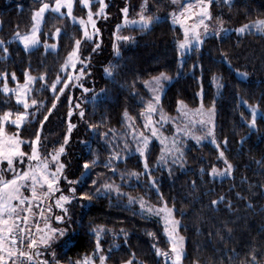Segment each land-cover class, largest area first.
Listing matches in <instances>:
<instances>
[{
  "label": "trees",
  "instance_id": "trees-1",
  "mask_svg": "<svg viewBox=\"0 0 264 264\" xmlns=\"http://www.w3.org/2000/svg\"><path fill=\"white\" fill-rule=\"evenodd\" d=\"M44 1L48 0H0V39L5 41L0 45V73H7L10 85L23 81L26 69L38 76L28 99L43 102L31 107L19 129L23 150L31 153L29 141L39 128L41 156H49L63 142L69 121L75 125L60 156L65 167L59 190L69 195V189L75 188L74 198L65 204L66 213L56 204L52 211H46L49 215L61 210L64 220L56 222L51 215L52 223L67 232L50 246H39L37 264L41 259L49 264H70L91 255L96 250L97 231L112 264L130 258L133 264H174L169 258L171 241L164 223L142 212L137 202L129 204L131 195L154 205L167 201L169 207H174L179 232L184 237L182 264H251L253 255L255 264H264V118L257 116L255 127L247 124L251 119L249 104L258 105L264 112V31L232 32L222 38L210 35L200 46L183 54L178 45L184 32L164 11L170 0H111L106 16L109 20H99L101 35L97 41L83 40V29L67 15L48 14L43 32L56 27L62 31L56 40L42 38L58 42L57 49L46 50L40 45L27 50L12 37L31 27L33 10ZM143 4H147L149 15L161 18L146 28H124L122 35L128 40H116L120 10L128 7L132 14ZM211 11L225 25L245 24L264 18V0L214 3ZM78 12L83 15L81 10ZM76 39H81L78 67L83 68L82 83L88 91L76 88L60 95L62 85L58 84L54 91L51 84L63 74L62 65ZM112 65L113 72L106 74L105 68ZM13 72L16 79L12 78ZM162 72L173 80L164 90L160 109L173 116L182 104L208 108L214 105L216 143L187 136L181 144L180 162L160 166V145L153 142L146 152L149 177L140 154L131 152L135 144L127 145L125 150L124 142L128 137L127 122L144 125L142 113L152 99L145 81ZM41 74L44 79H40ZM53 99L56 106L41 126L40 120L52 107ZM5 110L15 116L25 109L13 93L3 92L0 82V114ZM125 111L133 118L131 121ZM90 124L93 128H89ZM8 125L7 131L15 134L16 126ZM112 150L122 157L115 161V170L106 165ZM221 150L233 169L230 175L218 178L209 171L213 165L225 167L224 158L219 156ZM93 155L99 162L81 176L83 161L91 160ZM132 170L140 175L130 177ZM92 179L97 180L95 186ZM106 182H114L122 194L114 189L105 194L102 189L91 199L80 198V192L93 193ZM219 197L223 199L217 204L210 203ZM40 202L43 201L37 203ZM156 248L161 250L159 255Z\"/></svg>",
  "mask_w": 264,
  "mask_h": 264
},
{
  "label": "snow or ice",
  "instance_id": "snow-or-ice-1",
  "mask_svg": "<svg viewBox=\"0 0 264 264\" xmlns=\"http://www.w3.org/2000/svg\"><path fill=\"white\" fill-rule=\"evenodd\" d=\"M99 8L96 10V13H93L92 8L90 6V0H79V3L87 8V18L77 17L73 15V4L74 0H55L54 4H49L47 2H43L39 5V7L33 10L32 13V25H31V32L26 35H19L17 33V37L19 40L23 42V46L25 49H28L31 46L37 45L39 43V36L37 35L42 18L44 13L47 9L51 8L54 12L59 13L61 16L67 15L71 17L73 20H79L80 25L84 26V37H91L92 33L88 31V24H91L93 30L98 32L99 29L96 28V20L94 19V15L102 14L104 8L106 7L104 0H98ZM66 7L67 12H61V8ZM144 6L142 5V8ZM121 11L125 14V22L126 23H135L138 24L141 28H146L149 24L153 21V19H159V17H153L145 15L142 11L139 15V19L137 21H128L127 20V12L128 8L125 7L121 9ZM185 11V9H181V14ZM193 17H196V21L191 24L190 27L184 26V38L179 41V48L182 50L185 47L189 46L192 41L197 42V46H199V42L203 39L204 36L208 35V28L209 25L205 23V19L210 18L211 13L208 10V0L200 7L199 13L193 12ZM173 23H181L184 24V21H187L189 17L187 15H183V18H179V14L175 11L172 13ZM221 28H223V23L221 22ZM253 24H245L242 25L240 28H237L236 31L242 32L245 29H249L252 27ZM254 26L259 31H264V19H258L254 22ZM119 27V25L117 26ZM201 28H203V32H201ZM62 30L60 28H56L54 32L51 33L52 37H57V35ZM14 37V38H17ZM124 39H128V37H124ZM5 43L4 40L0 39V45ZM81 43V39L75 40V46L68 52L67 59L64 61V65L71 64L72 67H76L75 61L79 59L78 56V49ZM57 45L55 43L48 45L45 41V47H52L55 48ZM115 46V45H114ZM4 52H7V48L3 49ZM227 57L225 56V59ZM82 63H87V61H83ZM62 65V67L64 66ZM115 65L109 66L105 68L106 74H111ZM84 71L81 68L80 72L77 73V78L80 75H83ZM12 78L16 79L15 72L12 74ZM246 75V73L244 74ZM0 76L5 77V83L3 85V92L11 93L16 92L17 95L15 97L17 103H22L23 108L25 111H18L15 113L13 118V114L11 110H5L2 114H0V264H24V260H27L29 264L33 262L35 257L40 256L39 253V246H50L56 240L61 237H64L67 229L64 228H52L50 225H45V231L43 234L39 236L37 239L36 236L27 228V227H20V224L16 222H22L23 224L27 225L29 218L27 215L21 216L17 214V209L20 208V211L27 212L31 209V199H35L37 201L41 200V197H48L52 193L58 190V181L63 173L65 165L60 161V155L65 152V145L68 143L69 135L72 129L75 127L70 121L67 125L68 132L64 135L63 142L55 148L49 156L41 157L39 153V145L41 140V130L38 128L35 131L34 138L29 141L31 145V153H26L23 151L21 145L24 143L23 138L19 135L20 125H22L25 120L29 117V112L27 109L30 106H36L39 103H43L42 101H37L36 99H29L27 98V94L30 91L29 84L36 79L29 75L28 70L26 69L24 72V83L17 84L16 88L10 89L7 85V73H0ZM72 78V74H68V79ZM40 79H44V74H41ZM68 79L62 81L64 85L68 84ZM170 79L165 73H160L158 76L152 77L151 82L156 85L152 91L155 93V101L158 104L160 100L159 96V89L162 88V81ZM216 79L215 77L213 78ZM60 80V77L57 76L56 80L52 81L51 87L55 91L57 87V82ZM149 81H145V84H148ZM217 86L220 87L221 85L217 81ZM83 87V85H81ZM84 91H88V89H84ZM104 90H101L103 92ZM59 92H64V87H60ZM57 96L59 93H55ZM247 103V101H245ZM56 106V100L53 99L52 107H49L47 113L44 114V118L40 120L41 126L44 124V121L48 119V113L52 112V109ZM79 108V104L75 106ZM248 108L251 111V119L247 120V124L250 128L256 126L257 116L260 115L258 111V105L249 104ZM157 110L156 106L149 102L147 106V110L142 113V115H147L149 117L148 120L144 123V128L149 129L151 135H145L144 132H139L135 128L132 129L133 139L137 142L136 151L140 154L141 158L143 159V167L146 170L147 174L150 177V172L147 170L149 169V164L147 161L146 156V149L148 148L149 140L151 139L152 135L157 134L156 122L151 120V113ZM73 108L70 106L68 109V114L71 115ZM214 113V105L213 107L208 109V123H212V114ZM80 115L83 116V109H80ZM125 117L131 121L133 118L128 117L127 111H125ZM243 116V114H242ZM166 119L163 115L161 116V120ZM10 121L12 124L16 126L17 132L15 134H8L5 131V122ZM203 122V116H202ZM89 128H93V125H89ZM177 134H184L188 135L190 133L186 132L184 129L177 128ZM103 135V134H102ZM208 135H213V129H208ZM197 141L204 139V137H194ZM178 141V136H174L171 140L170 144L167 142V138H165L162 143L166 144V147L161 150V156L158 158L160 160H164L166 156L171 155L175 162H180V157L182 153H180L179 148L176 147ZM227 142V138H225V143ZM82 143H87L86 141ZM213 143H216L214 135H213ZM219 148V144L216 145ZM125 150H127V145H125ZM219 156L224 158L225 168L218 169L215 165H213L209 171V174L212 176L216 175H228L231 174L233 165L227 160L225 157L224 152L221 150L219 152ZM25 157H27L28 167L20 169L17 168L15 165L16 161H19L21 164L24 162ZM122 159L119 152L112 150L109 153V157L106 161V165H112L113 170H115V161ZM50 161L56 162L55 168H50L49 163ZM35 162V163H34ZM99 162V158L96 155H93L91 160H84L82 163V168L84 171L81 172V176H85L88 173V170L91 167H94ZM6 163L7 168L3 167V164ZM10 171L12 174L10 177L5 176V172ZM201 171H204L201 169ZM123 176L124 173H121ZM131 176H139L140 173L132 170L128 173ZM67 179V177H65ZM79 179V178H78ZM72 184H76L77 180L70 181ZM91 184L95 186L97 184V180L92 179ZM152 184H155V180L152 179ZM37 185L43 187V185H47V191H41L40 195H37ZM193 186H195V182H193ZM30 188L31 190V198L24 195V189ZM105 190V194L108 191L115 190L118 195H121V191L118 185L114 182H106L101 185L100 188H96L95 192L89 193L87 191H83L79 193L80 198L83 199H91L93 195H99L101 190ZM76 192L75 188L69 189V195L60 193L58 198L55 201L57 207L67 212L65 208V202L72 200L74 197L72 194ZM162 195V194H161ZM223 197H219L216 200H212L210 203L215 205L218 203L219 200H222ZM15 201V203H14ZM136 200L134 197L129 196V204L135 203ZM27 203V207H21ZM140 208L142 212H147L148 214H156L161 215L163 222H164V231L168 234V238L171 241L170 248L171 252L175 256L174 264H181V256H182V246L184 237L177 234V228L179 225V221L175 219L173 216L174 207H169L167 201H163L162 204L152 206L148 204L143 198H140ZM49 211L51 209L49 208ZM57 221H63L64 216L57 215L55 217ZM40 226L37 224V230H39ZM27 232L28 235L25 237L24 233ZM126 235V234H125ZM151 235V233H150ZM97 241H96V249H100V242L99 236L100 232H96ZM26 242L27 250H24ZM156 253L159 255L161 250L156 248ZM134 255V254H133ZM164 255H169V253L165 252ZM55 256V253H53ZM100 264H105L106 257L104 255L99 256ZM256 258L255 255L252 256L251 264H255ZM38 264H49L47 260H39ZM58 264V262H57ZM70 264H82L81 261H70ZM92 264H95L93 261ZM121 264H132V259L122 261Z\"/></svg>",
  "mask_w": 264,
  "mask_h": 264
},
{
  "label": "rangeland",
  "instance_id": "rangeland-1",
  "mask_svg": "<svg viewBox=\"0 0 264 264\" xmlns=\"http://www.w3.org/2000/svg\"><path fill=\"white\" fill-rule=\"evenodd\" d=\"M10 1L11 0H2V2H10ZM110 1L111 0H104V3L106 5V7L104 8L103 13L102 14H99V15H94V19L96 20V28L99 29V31L98 32H95L93 30L91 24H88L87 25L88 31L91 32L92 35H91L90 38L83 36L84 37L83 40L97 41L98 38H100L101 30H100V28L98 26V23H99V20L102 17L105 18L107 16V8H108V5L110 4ZM230 1H232V0H208V10H209L210 13H212L211 9H212V5L214 3H222V2H230ZM44 2H47L49 4H54L55 0H48V1H44ZM205 2H206V0H170L169 1V6H167V10H164V11H165V13L167 15L170 16V19L172 20V22H173L172 13L174 11L179 14V18L180 19L183 18V15H187L189 17V19L187 21H184V24L183 25L181 23H174V25L180 26L182 28L183 32H184V26L190 27L191 24L196 21V17H193L192 16V13L193 12L199 13L200 7ZM78 4L80 6L76 8V6ZM90 6L92 8L93 13H96V10L99 8V2H98V0H90ZM143 6L144 7L142 8V5H141L138 8L139 11L138 12L137 11L132 12V14L130 13L129 8L127 7L128 8V12L126 14L127 15V20L128 21H137L139 19V15L141 14L142 11L144 12L145 15L151 16V15L148 14V10L146 8L147 4H143ZM123 8H125V7H123ZM77 9H78V11L81 10L82 13H83V15H81L79 12L76 14V10ZM181 9H185V11L182 14H181ZM61 12L66 13L67 12L66 7H62L61 8ZM156 13H158V12H156ZM48 14H53V15H59V16H61L59 13L54 12L51 8L47 9L45 11V13H44V16H43L42 21H41V24H40V29H39V31L37 33V35L39 36V43L37 45H34V46L29 47L27 50L33 49V48L38 47L40 45H43L46 50L47 49L48 50L49 49H57L58 42H54L52 40H44L42 38V36H45L46 38H48L50 36L53 40H56V39H58V36H59V34L55 38L51 36V33L54 32L55 29H49L50 32H48V33H44L43 32L44 24H45V21H46V18L48 16ZM73 15L74 16H77V17H82V18H85V19L87 18V8L84 7L83 5H81L79 3V0H74V4H73ZM153 17H159V19L161 18L158 15L157 16H153ZM69 18L73 22L77 23L83 29V33H84V26L80 25L79 20H73L71 17H69ZM105 19L109 20V18H107V17ZM262 19H264V18H262ZM117 20H118L119 23H117V25H116V29H117V32H116L117 34L115 35L116 40H120V39H122V38L125 37V36L122 35V34H124V32H123L124 31V28H129L130 29L132 27H140L138 24H135V23H126L125 22V14L122 11H121L120 15L117 17ZM155 20H157V19H153V21H155ZM153 21L149 24V26H151V24L153 23ZM255 21H251V22L245 23V24H253V26L250 27L249 29H245L242 32H238V31H236V29L237 28H240L242 25H245V24H240V25H225V24H223V28H221V26H220L221 25V21H219L218 19L214 18L213 15L211 14L210 18L205 19V23L209 25L208 35L203 37V39L199 42V46L202 44L203 40L206 37L210 36V35H216L219 38H222V37H225V36H227L228 34H230L232 32H237L239 34H243V33H246L248 31H251V30H255V31L261 32V31H259L254 26V22ZM32 23H33V21H32ZM118 25H119V27H117ZM56 28H59V27H56ZM31 30L32 29L30 27L28 30H22L20 32H16L15 35L12 37V39H15L18 43H20L23 46V42L21 40H19V38L17 37V33H19V35H26V34L30 33ZM201 32H203V28H201ZM14 37H17V38H14ZM126 40H128V39H126ZM45 41L47 42L48 45H51V44L55 43L57 46L55 48L45 47ZM80 46H81V43H80L79 49H78L79 59H77L75 61L76 67H72L71 64L64 65V67H63V74L60 76V80L57 82V85L58 84H61L62 87H64V92H67V90H70V91L73 92V90H76V88H81L83 91L85 89L84 87H81V85H83V83H82L83 82L82 81L83 76L80 75L79 78H77V75H76L81 70V68L78 67L79 62H80V52H79L80 51ZM196 46H197V42L196 41H192V43L189 46L185 47L181 51L184 54V53L190 51L193 47H196ZM68 74H72V78L71 79H68ZM165 74L168 77H170V79H167V80L162 81V85L163 86H162L161 89H159L160 100H159L158 104H156V101L154 99L155 93L152 91V89H154L156 87V85L151 82V79L149 80V83L147 84V86L149 87L150 93L152 94L151 102L157 108V110L155 112L151 113V120H153V121L156 122L157 134L151 136V139L149 140L148 148L150 147V145L153 142H157L160 145V156H161V150L166 147V144L165 143H162V141H164L165 138H167V142H168V144H170V142L173 139V137L174 136H178V141H177L176 147L179 148L180 153H182L181 144L183 143L184 138L187 137V136L188 137H193V138L194 137H204V139L199 140V141H205L206 140V141H209V142H213V135H214V138H215V141H216L215 131H214V129H215V108H214V113L212 114V117H211L212 123H208L207 122L208 121V109L209 108L208 107H205L204 105L203 106H201V105L199 106L198 105L196 107H190V106H187L186 104H182L180 106V108H179L180 111L178 112V114L173 115V116L166 114L164 111H162L160 109L159 103L161 102V97H162V95L164 93V90H165L167 84L170 83L173 80V78H172L171 75H169L167 73H165ZM244 74H243V76L246 77V75H244ZM29 75H31L33 77H36V79L29 84L30 91L27 94V98L29 97V95L31 93V90L34 87V84L36 83V80L38 78V76L33 75L31 73H29ZM65 79H68V84L67 85H64L62 83V81L65 80ZM0 82H1V85H2V88H3V85L5 83V77L4 76H0ZM18 83L22 85L24 83V80L21 81V82H18ZM18 83H16L15 85H10V84L7 83V85H8V87L10 89H13V88H16L17 87V84ZM11 93H13L14 96L16 97V95H17L16 92H11ZM62 94H63V92L62 93L60 92V95H62ZM19 104L21 106H23L22 103H19ZM31 107L32 106H30V108L27 109L28 112L31 110ZM258 111H259L260 115L263 116V118H264V112H262V110L259 107H258ZM162 115L166 119L161 120V116ZM260 115H258V116H260ZM202 116H203V122H202ZM13 118H14V116H13ZM148 119H149V117L147 115H143V123H145V121L148 120ZM9 123L12 124L10 121L5 122V131L8 134L11 135L13 133H10V132L7 131V127L9 126L8 125ZM127 123H128L127 124L128 125L127 127H129V129H127L128 137L126 138V140H125L124 143H126V145H133V144H135V148L131 152H133V151L137 152L136 151L137 142H136L135 139H133L132 129L135 128L139 132H144L145 135H151L150 128L149 129H145L144 128V125L142 127H140V126L134 125L132 122H127ZM22 125H20V127ZM177 128L184 129L186 132H188L190 134H188V135H184L182 133L181 134H177V132H176ZM209 128H212L213 129V135H208V129ZM129 135H130V137H129ZM21 147L23 149V146L22 145H21ZM147 149H146V152H147ZM23 151L25 152V150H23ZM39 153H40V150H39ZM40 155H41V153H40ZM41 157L43 158L45 156H41ZM59 159L64 164L62 158L60 157ZM174 162H175V160L173 159V157L171 155L166 156V158L164 160H160V159L158 160V164L160 166H169L171 163H174ZM15 165H16L17 168H20V169H23V168L28 167L27 157H25V160H24V162L22 164L19 161H16L15 162ZM55 166H56V162L50 161L49 167L54 169ZM3 167L7 168L6 163L3 164ZM218 169H223V168H218ZM11 174L12 173L10 171H6L5 172V176L6 177H10ZM63 174L64 173H62V175H61V177H60V179L58 181V190L56 192L52 193L48 197H41V200L46 204V206H48L51 209V211H52L53 205H55L56 199L58 198L59 194L61 193L59 190H60V187L62 188V185H63V183H61ZM228 175H230V174H228ZM228 175H216L215 177L222 178V177H225V176H228ZM69 181H71V180L69 179ZM23 191H24V195L25 196L31 198V190H30V188H27L26 187ZM41 191H47V185H43V187H41L40 185H37V195H40ZM66 194H67V192H66ZM131 196L135 198L138 206L140 207L139 201H140V198H142V197L136 198L133 195H131ZM143 199L146 202H148L145 198H143ZM32 200H35V199H32ZM14 203H15V201H14ZM65 204H67V202H65ZM148 204H150L152 206H156V205L151 204L149 202H148ZM65 208H66V205H65ZM61 210H63V209H61ZM61 210L56 209L55 210V213L56 214L51 213V214H49V215L46 216V219L43 220V222H44L43 225H42L43 228H44V229L42 228L43 230H46L45 229V225L46 224L47 225H50L52 228H58V227L54 226L55 224H53L52 221H53V219H55V217L57 215H61L63 213V212H61ZM140 210H141V208H140ZM21 212L22 211H20V208H18L17 209V214L20 215ZM145 213H147V212H145ZM51 215L53 216V219H52V216ZM149 215L157 216L163 222V219H162V216L161 215H156V214H149ZM173 216L175 217L174 212H173ZM55 221L58 222L56 219H55ZM177 234L180 235V236H182L181 233L179 232V225H178V228H177ZM40 235L41 234L39 233V236ZM39 236H38V238H39ZM167 236H168V234H167ZM41 254H42V256H45V253H41ZM183 254H184V240H183V246H182L181 264H182ZM100 255H104L106 257L105 264H112L108 260V250L105 249L101 244H100V249L99 250L96 249L94 251V253H92L91 255H88V256H84L83 258L79 259V261H81L82 264H92L93 261L95 262V264H100V261H99V256ZM169 258H171L173 261H175V256H174L173 253L169 256ZM34 260H36V259H34Z\"/></svg>",
  "mask_w": 264,
  "mask_h": 264
},
{
  "label": "built area",
  "instance_id": "built-area-1",
  "mask_svg": "<svg viewBox=\"0 0 264 264\" xmlns=\"http://www.w3.org/2000/svg\"><path fill=\"white\" fill-rule=\"evenodd\" d=\"M24 207H27V203L24 205ZM32 207H33V205H32ZM35 208L38 209L39 211H41V210H43L44 206L42 204H36ZM30 210L31 209H29L27 212H23V214L21 216L27 215L28 218H29L31 216ZM35 222H36V225L41 222V219H40L39 216L36 218ZM18 224H20V227H27L35 235V230H33V227L30 225L29 221H28L27 225H25V224H23L22 222H19V221H18ZM24 235H25V237H27L28 233L25 232ZM24 250H27L26 242H25ZM24 264H29V262L27 260H24ZM31 264H36L35 260H33V262H31Z\"/></svg>",
  "mask_w": 264,
  "mask_h": 264
},
{
  "label": "crops",
  "instance_id": "crops-1",
  "mask_svg": "<svg viewBox=\"0 0 264 264\" xmlns=\"http://www.w3.org/2000/svg\"><path fill=\"white\" fill-rule=\"evenodd\" d=\"M46 215H47V213L45 214V217H46ZM42 228H43V226H41V231H40L41 234H43L42 232L45 231V230H43L44 228L43 229Z\"/></svg>",
  "mask_w": 264,
  "mask_h": 264
}]
</instances>
